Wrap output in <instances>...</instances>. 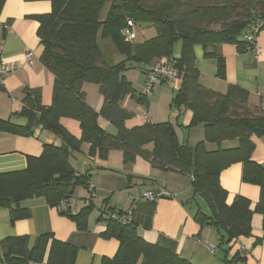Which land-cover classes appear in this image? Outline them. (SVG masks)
I'll list each match as a JSON object with an SVG mask.
<instances>
[{"label":"trees","instance_id":"obj_1","mask_svg":"<svg viewBox=\"0 0 264 264\" xmlns=\"http://www.w3.org/2000/svg\"><path fill=\"white\" fill-rule=\"evenodd\" d=\"M6 0H0V12ZM51 11L32 16L38 22L37 31L42 46L41 64L53 75L52 100L48 107L40 104L37 93L26 97L19 115L26 119L25 127H16L0 120V130L30 136L42 127L60 138L62 145L42 146L38 157H28L26 168L0 174V208L10 211L11 224L27 219L29 213L19 207L21 202L43 198L61 216L72 221L77 230H88V219L96 208L92 201L93 186L89 176L78 174L69 163V156L89 144L88 157L104 161L111 151H120L125 166L141 158L160 170L173 171L191 179V197H201L210 215L196 212L195 222L214 228L218 234L217 250L222 261L233 264L243 261L237 252L227 261L230 245L239 237H249L254 213L262 216L264 240V169L252 161L254 145L251 137L264 135V114H249L247 92L229 87L226 94L206 88L199 82V72L193 48L199 46L204 57L215 59L216 75L222 77L224 62L220 46L234 45L246 52L243 36L252 34L261 25L264 29V0H255L252 11L247 0H48ZM127 21L135 28L143 23L153 26L156 35L142 43L124 41ZM134 28V29H135ZM99 41H105L102 48ZM180 52L174 56V47ZM113 52L124 57L113 63ZM165 60L176 72V87L171 107H184L192 113L188 128L201 125L204 139L194 147L178 140L171 122L149 123L127 128L125 123L133 113L121 107L130 96L144 107L149 93L136 94L124 73L137 65L149 67ZM146 82V80H145ZM84 84L99 87L103 105L99 112L86 103ZM79 123L80 138L72 136L60 124V119ZM98 118L107 121L115 133L98 125ZM237 140L235 148L218 147L208 151L205 144L220 145ZM151 145V148L147 146ZM242 164V182L259 189L254 211L250 202L235 196L227 204V192L219 182L220 172L232 163ZM78 188L89 191L86 204L76 213L69 211L68 202ZM12 200V201H10ZM101 206L98 223H104L102 239H115L118 249L112 258L101 264H190L171 249L152 245L137 233L136 224L127 214ZM4 264H74L77 248L61 242L52 233H42L29 246L27 236L8 237L2 241Z\"/></svg>","mask_w":264,"mask_h":264},{"label":"crops","instance_id":"obj_2","mask_svg":"<svg viewBox=\"0 0 264 264\" xmlns=\"http://www.w3.org/2000/svg\"><path fill=\"white\" fill-rule=\"evenodd\" d=\"M50 11L51 3L48 0H6L0 12V59L10 71L0 86V120L16 127H25L27 124L26 119L19 115L26 97L37 93L43 107L51 104L54 77L40 62L42 46L37 34L39 24L32 19V16ZM99 45L102 48L107 46L105 41H99ZM255 46L258 48L256 56L247 51L239 52L234 45H221L219 54L224 62L222 77L216 75L215 59L204 57L199 46H195L193 52L200 84L223 95L231 86L245 90V106L249 114H264V29L256 36ZM28 52L33 54L32 64L27 61ZM113 56L115 52L110 58ZM148 68L137 66L124 73V77L132 85L136 70L141 72L144 86L138 90L133 88L136 94L142 95L144 92ZM158 90L161 91V96L166 95L162 94V88L156 91ZM82 91L88 106L99 112L103 105L99 87L84 84ZM155 98L153 91L147 98V107L136 103L130 96L122 100L121 107L133 113V117L125 123L127 128L141 126L146 122L169 121L175 125L178 140L189 147H194L204 139L201 125L188 128L192 119L189 110L168 105L161 111L160 103ZM168 98L172 100V95ZM60 124L72 136L80 138L78 122L62 118ZM98 125L108 133H115L112 126L102 118H98ZM250 140L254 145L251 159L264 169V135L252 136ZM44 144L59 147L62 142L40 126L30 136L0 130V174L25 169L28 157L40 156ZM237 145V140L223 141L218 146L205 144L208 151H214L218 147L231 149ZM89 147V144H82L80 152L69 156L71 167L78 174L89 176V184L94 188L92 201L98 213L94 219L93 212L89 216L88 230L78 231L72 221L59 214L57 208L48 206L43 198H35L19 204L20 208L29 213V217L13 224L10 211L0 208V244L8 237L27 236L31 247L40 234L52 233L58 241L68 242L77 248L74 264H101L103 258H112L118 249L115 239L99 237L105 231V225L98 223L96 219L103 202L107 201L106 207L122 211L130 217L136 224L138 235L148 244L169 248L190 264H229L222 261L221 254L216 249L217 231L207 226L202 227L194 220L196 212L209 216L210 211L201 197L196 195L190 200L191 179L188 176L154 168L139 157L131 165L125 166L120 151H111L104 161L97 157L90 158ZM147 147L151 148V145ZM241 176L242 164L239 162L232 163L220 172V185L228 194L226 203L229 205L235 196H242L250 202V210L254 211L259 189L243 183ZM154 191H168L171 197L160 198L155 202L142 198L144 193ZM89 194L88 189L78 188L68 202L69 211L78 212L86 204ZM262 222L260 214L252 215L250 236L239 237L230 245L228 262L237 252L240 256L242 250L243 261L233 264H264ZM3 258L0 248V264H4ZM46 259L47 255L40 264H46Z\"/></svg>","mask_w":264,"mask_h":264},{"label":"built area","instance_id":"obj_3","mask_svg":"<svg viewBox=\"0 0 264 264\" xmlns=\"http://www.w3.org/2000/svg\"><path fill=\"white\" fill-rule=\"evenodd\" d=\"M261 25L256 26L255 30H253L252 34H248L243 36V39L247 43L246 51L251 52L254 56L258 54V48L255 46V34L257 33L258 28ZM6 28V26H4ZM135 26L132 21H127L126 29L124 32L125 40L131 41L134 36V29ZM26 58L29 64H32L33 54L28 52L26 54ZM9 69L4 67L2 61L0 59V86L2 85L4 77L9 73ZM177 74L175 70L165 61V60H157L151 64L146 82H145V93H149L151 88L156 83L168 82V81H176ZM171 194L168 191H154V192H147L142 195L144 200L155 202L160 198H170ZM240 256L243 257V251L241 250Z\"/></svg>","mask_w":264,"mask_h":264},{"label":"rangeland","instance_id":"obj_4","mask_svg":"<svg viewBox=\"0 0 264 264\" xmlns=\"http://www.w3.org/2000/svg\"><path fill=\"white\" fill-rule=\"evenodd\" d=\"M254 7H255V5H254ZM133 30H134L135 36L131 41H133L134 43H142L143 41L148 40V39H150L156 35V29L153 26H150L148 24L141 23ZM124 41H125V39H124ZM179 52H180V43L175 45L173 55L177 56V54H179ZM122 60H124V57L119 55L118 53H115V56L112 57V62L114 64L119 63V61H122ZM135 65H137L138 67H141V68L144 67L143 65H138V64H135ZM132 85H133L132 87L135 88L136 90H138L139 87L143 88V86H144L143 78H142L141 72L139 70H136V72L133 75ZM174 87H176V82L156 83L153 86V91L156 94L155 101L160 103L161 111L166 109V107L168 105H171V98H168V97H170V95H172V98H173L174 93H175L174 92L175 90L173 89ZM158 88H162V94H166L167 97H166V95L161 96V91H159V90L156 91ZM152 92H151V94H152ZM173 110H175V109H173ZM97 213H98V210H97V208H95L93 210V213H92L93 219L95 218Z\"/></svg>","mask_w":264,"mask_h":264},{"label":"water","instance_id":"obj_5","mask_svg":"<svg viewBox=\"0 0 264 264\" xmlns=\"http://www.w3.org/2000/svg\"><path fill=\"white\" fill-rule=\"evenodd\" d=\"M249 10L252 11L254 9V5L256 4L255 0H247ZM12 201V200H10Z\"/></svg>","mask_w":264,"mask_h":264}]
</instances>
